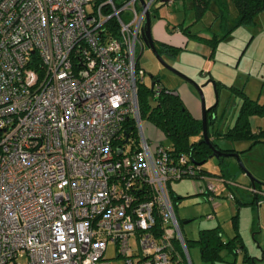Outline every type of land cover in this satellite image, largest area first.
Listing matches in <instances>:
<instances>
[{
  "label": "built area",
  "instance_id": "2783aa9c",
  "mask_svg": "<svg viewBox=\"0 0 264 264\" xmlns=\"http://www.w3.org/2000/svg\"><path fill=\"white\" fill-rule=\"evenodd\" d=\"M155 1L0 0V264H110L109 241L121 264H192L170 180L264 198V186L151 146L137 49Z\"/></svg>",
  "mask_w": 264,
  "mask_h": 264
},
{
  "label": "rangeland",
  "instance_id": "374dc122",
  "mask_svg": "<svg viewBox=\"0 0 264 264\" xmlns=\"http://www.w3.org/2000/svg\"><path fill=\"white\" fill-rule=\"evenodd\" d=\"M226 1L229 3L228 18L230 17V20H233L237 14L236 8L231 0ZM158 4L159 1H155L151 9ZM182 5L181 0H176L172 4L158 5L160 6L159 14L153 15V13H151V26L155 27L158 25L162 33L167 34L165 24L162 22L163 19H167V21L170 22H176V19L182 18L186 24L191 23L189 25V30L193 32L200 29L206 31L209 25L212 23L218 24L219 22L214 19V4L211 5V8L205 11L199 20L195 21H193V13L191 9L187 7L188 2L185 1V9ZM170 26L172 27L173 24H170ZM253 27V24L239 25L235 27L227 37L219 42L215 50V57L217 60L211 66V71L213 73L212 76L208 72L209 67L199 66V57L195 52H184L182 54H177L176 57H172L168 54H161L169 64L173 65L186 76L202 85L201 88L205 97L206 106L210 114L215 116L213 122L210 121L208 123L209 129L213 126H220L225 129L235 121L239 104L242 100V95L239 94L236 89L231 88V84L243 86L250 96L259 97L260 100L264 101V81L260 79L261 66L257 61H254L255 59L253 56L256 48L260 46L259 43L257 45V42L262 41L260 40L261 37L254 39L252 42L253 44L243 50L242 55L240 53L244 46V41L250 35V30L248 29L253 30ZM167 29L169 30V28ZM194 38L195 37L190 40L188 47L194 46L196 41ZM238 47L240 51L237 53L235 49ZM137 50L139 65L145 70L143 76L144 81L147 82V84H150L152 80L151 75L159 74L161 83L171 88L176 87V89H179L180 84H184V86L187 84L189 87V93L187 91L184 92L187 97L185 103H187L188 106L191 105L190 107L193 110L194 115L201 119L203 112L201 100L199 93L193 84L165 68L158 61L151 49L145 44H143L142 47H138ZM239 54L241 55L240 62L236 64ZM219 59L223 62L228 60L231 64H223ZM186 64L191 65V67H186ZM185 67L188 70L186 72L184 70ZM196 68L197 70L195 71ZM246 68L250 69L251 74L248 75L246 72H243ZM217 79H220L223 83H234H222L218 89L217 85L214 83ZM142 122L147 138L152 140V147L158 142H163L165 144L168 143V140L161 129L157 128L148 119H142ZM254 123H256V125H264V115H256ZM217 142L219 144L227 143L226 140H217ZM130 147L131 145L128 144L126 150ZM261 151L264 152V144L256 143L252 149L253 155L256 154L257 156L264 157V153ZM223 159L230 160L235 166H237L235 156L225 155L223 156ZM217 162L218 158L211 156L200 164L202 168L209 171V175L211 174V176H215L213 175L215 174L213 172L217 171ZM232 177L234 179L236 175L232 174ZM170 187L177 194H182V197L176 200L174 210L180 222L179 224L182 233L185 238L189 240L188 248L192 264H230L228 261L224 260L214 263L201 258L200 247L192 240L198 236L199 230L203 227L218 225L224 238L231 236L235 232V229H237L241 234L240 237L247 246L253 247V245H257L255 239L256 228H252L253 218H255L253 205L243 202L240 203L236 209L235 200L228 196L230 189L226 185H221V188H218L216 193L212 196H208L206 193L202 192L197 187V179L192 176L172 179L170 181ZM236 189L244 191L242 187H236L234 188V192H236ZM250 196V193H248L249 198L244 201L251 199ZM235 213L237 217H233ZM129 243L132 249H136L139 246L138 240L134 234L130 235ZM115 254L116 250L114 241H109L104 255L105 259H107L110 264H121L125 261L126 258L124 256L120 255L115 257ZM223 254H226V252L223 251ZM242 254L237 253L235 256H232V258H235V264H244L241 261ZM226 257L231 258L229 255Z\"/></svg>",
  "mask_w": 264,
  "mask_h": 264
},
{
  "label": "trees",
  "instance_id": "16d2710c",
  "mask_svg": "<svg viewBox=\"0 0 264 264\" xmlns=\"http://www.w3.org/2000/svg\"><path fill=\"white\" fill-rule=\"evenodd\" d=\"M236 8L237 14L234 18V22L228 30H222V34L218 36L213 33L212 37L207 38L211 46L222 38L226 37L230 31L241 24L254 23L256 15L264 9V0H231ZM191 2V6L194 11V17L199 19L205 13V11L211 8L212 3L215 7H218L216 15L220 16V26L224 28L225 22L228 18L229 7L227 1L224 0H188ZM159 52L172 51L176 52L174 47H168L166 44L157 42L153 39ZM159 74H152V79L157 84L161 85V89L156 92L150 84H147L144 80L137 82V98L139 105V113L142 119H148L157 128L161 129L168 140L166 143L170 151L174 155L179 153L188 154L195 163L205 161L212 153L209 145L202 141V121L193 116V114L186 107L184 102L178 93L174 90L161 84V80L158 79ZM242 101L240 103L235 121L227 128H221L220 126H213L209 129L208 123L213 122L215 116L211 115L209 110L206 113L207 132L210 138L217 144L222 150L237 151L235 147H222L217 143L219 137L224 138L230 142L251 140L258 141L264 136V127L253 130L251 128L250 116L254 114L264 113V104L260 103L257 99L249 97L242 90ZM124 126L129 131V135L133 138L136 137V128L133 118L129 117ZM201 165V164H200ZM219 171L217 172L224 178L229 177L228 167L226 163H223V156L218 157ZM203 173L209 174L206 169L202 168ZM233 179V178H232ZM205 193V192H204ZM173 207L181 194H175L169 191ZM235 197V196H234ZM236 198V197H235ZM237 202H243L241 199H237ZM233 217H237L236 213ZM179 221V220H178ZM180 223V222H179ZM236 225V223H235ZM185 237V236H184ZM187 247L188 239L185 238ZM192 241L196 242L200 247V256L203 260L217 262L228 261L230 264H235V256L238 251H243V259L249 262L250 256L244 251L243 243L235 229V233L232 236L224 238L221 229L218 225L212 227H203L199 230L198 236ZM175 246L178 247L176 242ZM223 251L227 254L224 255ZM231 256L227 258L226 256ZM249 264H253L249 262Z\"/></svg>",
  "mask_w": 264,
  "mask_h": 264
},
{
  "label": "crops",
  "instance_id": "0c3cea01",
  "mask_svg": "<svg viewBox=\"0 0 264 264\" xmlns=\"http://www.w3.org/2000/svg\"><path fill=\"white\" fill-rule=\"evenodd\" d=\"M174 1H176V0H174ZM181 1H182V4H183L182 6L185 9V1L188 2V0H181ZM224 1H226V0H224ZM173 2H171L170 4H172ZM212 4H214V3H212ZM227 4L229 5L228 2H227ZM158 5H164V4H162L161 2H159ZM158 5L155 6L151 10V13H153V15L159 14L160 6H158ZM187 7L189 9H191V11L193 13V21L199 20L200 18L199 19H196L194 17L195 15H194L193 8L191 6V2H188ZM218 10H219L218 7H215L214 8V12H213L214 15H215L214 19L219 21L218 24L217 23L216 24L212 23L211 25L208 26V28L206 27L207 29L205 28L206 31H202L201 29L198 30V31H194V32L193 31H190L189 30V25L191 23L190 24H186L182 18L181 19H176V22H170V21H167V19H163L162 22H164V24H165V27H166V30H167V34H163L162 31H161V29L158 27V25L155 26V27L154 26H151V34H152V37L157 42H161L163 44H166L168 47H174V48H176L177 49L176 52H172V51H169V50L168 51H165L166 54H168V55H170L172 57H176L177 54H182V53L188 52V51L189 52H195V53H197V55L199 57V66H201V67L202 66L209 67L208 72L212 76L213 73L211 71V66L217 60V58L215 57V50H216L217 45L219 44V42L222 39H224L225 37L222 38V39H220L215 44L214 47H212L211 44H210V42L207 41V38L212 37L213 33H216L218 36H220L222 34V30H228L229 27L234 22L233 21L234 19L233 20H230L231 18L229 17V18H227V20L225 22L224 28H222L220 26V24H221V22H220V16L216 15V13H215ZM170 24H173V26L171 27ZM251 24L254 25L253 30L248 29V30H250V32H249L250 35L244 41V46L241 49V52L240 53L242 55L243 50H245L246 48L250 47L253 44L252 42H253L254 39L261 37L260 40H262V41L257 42V45L259 43L260 46H258L256 48L255 54H253V56H254V59H255L254 61H257L260 64V66H261L260 67V70H261V77H260V79L264 81V9H262L256 15L254 23H248V24H243V25H251ZM167 28H169V30ZM172 33H175V34H172ZM193 37H195L194 39L196 40L195 43H194V46L188 47V44H189L190 40H192ZM235 51L238 53L240 51L239 50V47L237 49H235ZM241 55L239 54L238 59L236 61L237 62L236 64H238L240 62ZM231 57H232V55H231ZM221 62L223 64H225V63L226 64H231V63H229L228 60H225L224 62L221 61ZM186 67H191V65L186 64ZM186 67L184 68L185 72L188 71ZM196 70H197V68L195 69V71ZM243 72H246L248 75L251 74V71H250L249 68L244 69ZM214 83L217 85V88L219 89L220 86H221V84L223 82L220 79H217V80H215ZM229 83H234V82H228V83H223V84H229ZM166 87H168V88L174 90V92L178 93L179 96L181 97L182 101L186 105V107L189 109V111L193 114L194 117L198 118L196 115H194L193 110L190 107L191 105L188 106V104L185 103L187 97H186V95H185L184 92L185 91H187V92L189 91V87H188L187 84H185V86H184V84H180L179 89H176V87H173V88H171L169 86H166ZM230 87L236 89V91L239 94H241V95H242V93L239 90H242L249 97L255 98L260 103H263L264 104V101L260 100L259 97H252V96H250L248 94V92L244 89L243 86H238V85L231 84ZM201 106H202V104H201ZM239 106H240V104H239ZM256 115H264V113L263 114H254V115H251L250 116L251 128L253 130H256V129L260 128V127L261 128L264 127V125H262V124H257L256 125V123H254V119H255V116ZM217 140H225V139L222 138V137H219ZM226 141H227V143H225V144H219L218 142L217 143L220 146H222V147H235L237 149V152L240 153V155H241L244 163L249 168V170L253 174H255L258 178L264 180V157L257 156L256 154L253 155V152H252V149H253V147L255 146L256 143H262V144H264V136L261 137V140L252 141V142H251V140H242V141H236V142H230L228 140H226ZM261 152L264 153L263 151H261ZM235 161H236V165L237 166H235V164L232 163V161L223 159V163H226L227 164L229 177H232V174L233 175H236V177H234V180L238 181L239 183H241V184H243L245 186L252 185L249 177L247 176V174L240 168L237 159ZM216 168H217V171H214L213 173H215V174H213V173L212 174L215 175V176H220L217 173L219 171L218 162L216 164ZM170 181L168 182V190L170 192H173V193L177 194L170 187ZM256 186H263V185L257 183ZM243 189H244V191H241V190H237L236 189L235 190L236 192H234V195L236 197V198L234 197L235 204H236V209L238 208L239 204L240 203H243V202H246V203H249V204H252L253 205L254 208L253 207L252 208L255 211V218H253V223H252L253 226H252V228L253 229L256 228L255 229V239H256V242H257V245L256 246L253 245V247H250V246H247L246 243H244V241L241 238L242 243H243V247H244V251L246 252L247 255L250 256V258H249L250 259L249 260L250 263H252V258H254L255 259V264H264V199H258L249 190H247L246 188H243ZM248 193H250L251 199L244 201L245 199H248L249 198L248 197ZM238 198L241 199L243 202H237L236 200ZM238 233L240 234L239 230H238ZM237 253L242 254L243 251L240 250ZM226 254H224V255H226ZM241 261L244 264H249L248 261H245L243 259V254H242V260Z\"/></svg>",
  "mask_w": 264,
  "mask_h": 264
},
{
  "label": "water",
  "instance_id": "95a60500",
  "mask_svg": "<svg viewBox=\"0 0 264 264\" xmlns=\"http://www.w3.org/2000/svg\"><path fill=\"white\" fill-rule=\"evenodd\" d=\"M143 1V0H142ZM140 37L142 42L151 49V51L153 52V54L156 56V58L158 59V61L168 70H170L171 72L175 73L176 75H178L179 77L183 78L184 80L190 82L191 84H193V86L196 88V90L199 93L200 96V100H201V104H202V141L207 143L209 145V147L212 150V153L209 155V157L211 156H215L216 158L220 157V156H225V155H233L235 156V158L238 161V164L240 166V168L247 174V176L249 177L251 184L253 186H256V184H261L264 186V180L258 178L255 174H253L249 168L246 166V164L244 163L241 155L239 152L237 151H227V150H222L220 149L217 144L210 138V136L208 135L207 132V123H206V113H207V106L205 103V97L203 94V90H202V85L198 84L197 82H195L194 80H192L191 78H189L188 76H186L184 73H182L181 71H179L177 68H175L173 65L169 64L161 55V53L158 51L155 43L153 42V37L151 34V13L149 11L146 12L145 14V19L143 21V24L141 26L140 29ZM152 77V75H151ZM159 80H161V78H158ZM155 84V80H151L150 85L151 87H153V85ZM202 163V162H200ZM259 245V244H258ZM252 262L253 264H255V259L252 258Z\"/></svg>",
  "mask_w": 264,
  "mask_h": 264
},
{
  "label": "flooded vegetation",
  "instance_id": "af4514ba",
  "mask_svg": "<svg viewBox=\"0 0 264 264\" xmlns=\"http://www.w3.org/2000/svg\"><path fill=\"white\" fill-rule=\"evenodd\" d=\"M158 51H159V50H158ZM160 53H161V54H166V52H165V51H161Z\"/></svg>",
  "mask_w": 264,
  "mask_h": 264
}]
</instances>
